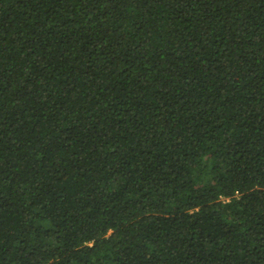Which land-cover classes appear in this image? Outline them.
I'll return each mask as SVG.
<instances>
[{"label": "trees", "instance_id": "trees-1", "mask_svg": "<svg viewBox=\"0 0 264 264\" xmlns=\"http://www.w3.org/2000/svg\"><path fill=\"white\" fill-rule=\"evenodd\" d=\"M0 264H264V0H0Z\"/></svg>", "mask_w": 264, "mask_h": 264}]
</instances>
